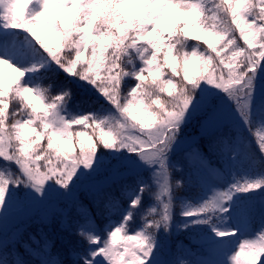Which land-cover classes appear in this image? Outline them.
<instances>
[{"label":"snow or ice","instance_id":"obj_1","mask_svg":"<svg viewBox=\"0 0 264 264\" xmlns=\"http://www.w3.org/2000/svg\"><path fill=\"white\" fill-rule=\"evenodd\" d=\"M97 2L55 0L53 10L50 0H32L29 9L20 0H0L3 28L23 29L24 33L18 43L15 34L0 35V65L16 73L12 84L0 81V159L18 169L0 172V229L6 210L17 206L14 194L22 186L33 206L56 208L55 197L71 202L79 235L86 241L76 254L77 264H157V232H167L173 218L170 156L178 146L186 145L187 183L207 188L211 194L195 204L181 205L183 227L207 228L210 235L203 233L201 238L215 253L234 235L224 224L235 198L256 195V190L264 193V172L243 183L233 180L226 188H217L214 182L223 176L209 158L215 155L227 162L244 151L245 158L252 159L239 128L233 125V114L249 130L259 121V132L264 133V103L255 102L256 81L264 68V0H221L215 7L206 6L209 0H99L121 9L118 21H106L94 12ZM141 4L162 7L151 16H124V9L139 12ZM181 18H185L182 27L178 26ZM231 25L239 30L243 45ZM38 30L54 35L56 47H49ZM197 33L209 38L204 40L207 50L187 43L185 38L196 39ZM219 41L217 48L215 42ZM57 70L92 86L113 111L107 116L66 115L72 92L66 84L56 82ZM45 80L51 82L44 86ZM149 86L158 90V97L149 98ZM163 93L175 103L169 105L161 98ZM141 112L149 116L152 130L137 134L132 130L137 124L144 127L145 120L137 118ZM197 113L202 116L201 135L207 138L209 155L201 151L196 138L180 139L183 125ZM229 130H235V135ZM13 138L19 143L18 150L12 148ZM84 138L88 148L82 143ZM77 144L79 151L73 154ZM258 144L264 152V134L259 135ZM121 151L129 156L106 160V155ZM137 161L150 170L157 188L152 193L156 206L148 208L139 230L135 228L137 213L151 185L140 176L130 186L121 181L123 173L138 167ZM106 163L113 168L112 183L119 184L127 199H118L95 183H84ZM77 187L84 188L101 215L108 212L117 219L98 227L88 207L75 197ZM55 211H46L42 219ZM67 216L61 223L71 228ZM246 223L244 214L237 230ZM121 236L123 243L118 244ZM49 247L46 240L42 264H57L46 255ZM262 255L264 245L244 240L239 251L225 252L218 264H249L246 256L251 264H264ZM179 264L188 262L180 260Z\"/></svg>","mask_w":264,"mask_h":264},{"label":"rangeland","instance_id":"obj_2","mask_svg":"<svg viewBox=\"0 0 264 264\" xmlns=\"http://www.w3.org/2000/svg\"><path fill=\"white\" fill-rule=\"evenodd\" d=\"M215 2L219 4L221 3V0H216ZM20 3L23 8L29 9L32 0H20ZM221 13H223V15L225 14L223 9H221ZM69 14L70 11L63 13V15ZM183 19L185 18H181V21L178 23H182ZM227 19L230 24V12L227 13ZM3 23V21H0V35L11 36L12 34H15L14 42L16 43L23 40V29H4ZM231 27L236 31L239 43L243 45L244 41L239 36V30L235 29V25H231ZM38 31L39 34L47 40L50 47H56L55 41L57 38L54 35H50L43 30ZM196 36V39H192L191 36L185 39L189 44H205L204 40L209 39L200 33H197ZM257 39H259V37H257ZM215 43L216 47L219 48L222 41ZM245 47L247 46L245 45ZM221 55L223 56L224 53H221ZM52 67L55 68V65H52ZM196 67H199V65ZM191 70L190 67V72ZM56 74H58L60 78L59 81L56 82H58V84H66L72 92V98L66 105V115L70 114L79 116L91 114L96 116H107L113 111L107 101L86 82L77 81L71 77H67L63 72L58 70L56 71ZM15 77L16 73L12 71L11 68L7 65H0V81L5 84H12ZM173 94H175L174 89ZM161 98L170 99L167 93L161 94ZM255 102L257 104L264 103V68H261L260 76L256 81ZM201 119L202 116L199 113L192 116L188 122L183 125L180 139L184 141L196 138L201 151L204 152L205 155H209L207 150V138L201 135ZM149 124L150 122L145 120L142 129L140 128V125L137 124L136 129L132 131H135L137 134L140 132L151 131L152 127H150ZM233 125L239 128L246 144L248 145L247 152L252 159H246L244 151L233 154L231 157L227 158V162L218 159L215 155L210 156L209 158L211 159L213 166L219 169L223 176L222 180L214 182L216 187L220 189L226 188L229 183L233 182V180H239L243 183L244 180L253 179L261 172H264V152L260 151L258 144L259 135L264 134L259 132L261 124L259 121H256L251 130H249L247 126L241 125L238 117L233 114ZM88 133L90 134L89 131ZM229 133L235 135V130H229ZM142 138L146 139V137ZM82 143L85 148L90 146L86 138L82 140ZM11 144H15L16 149L18 150L19 143L15 141L14 138L12 139ZM188 150L189 149L186 145H181L178 146L177 150L170 156V161L173 167L169 169V179L171 181V179L176 176V181L174 183L175 187L177 181H179V185L182 186H186L187 184V177L190 171L186 156ZM76 151H79V144L73 147V154ZM128 156L129 153L121 151L120 153L106 155V160L110 162L117 157L124 160ZM41 163H43V161H41ZM137 165L138 167L133 172L123 173L121 181L130 186L134 184L136 177L140 176L146 183L151 185V192L144 194L142 207L137 213L135 228L136 230H139L142 217L148 215V208L156 206V201L154 200L152 193H154L157 188L153 182L150 170L147 167L140 165L139 161H137ZM6 169L10 172L18 171L14 163L5 162L0 159V172H5ZM112 170V165L106 163L93 176L88 177L84 183H95L106 191L117 189L123 198L127 199V196L119 188V184L112 183ZM174 186L173 193L176 189ZM196 188L199 189V192L193 200H188L185 197H178L173 194V218L170 223V228L167 232L162 229L157 232L159 242L158 248L156 249L157 264H179L180 260L187 261L188 264H205V262H207V264H218L219 261L225 259V252L230 255L235 251H239V244L242 241L256 240L259 238L260 230L261 228H264V193H261L260 190H256V195L241 194L235 198V201L229 208L230 218L226 220L224 224L225 227L232 229L234 235L227 238V241L221 250L213 253L209 245L201 238L203 233H208L207 228L190 229L183 227L185 221L180 215L182 210L181 205L183 203L195 204L211 194L207 188L190 185V190L192 192H194ZM74 194L75 197L85 205V207H88L87 202L93 201L83 187H77L74 189ZM14 201L17 206L6 210L2 229H0V238L3 240V245L0 247V256H2L3 264H42L45 257L44 244L47 240V235L51 233L52 229L61 232L63 230L69 231L70 228L63 227L61 221L65 219V214H67L68 222L71 227L76 225L75 222H78L76 211L73 209L71 202L62 197L54 198L56 208L53 209L33 206L28 202L26 192L22 186L20 190L14 194ZM126 206L127 205H125V207ZM50 210L56 211L47 220L42 219L41 216L46 211ZM244 214L247 215V223L246 225L239 227L237 230V224L241 216ZM105 216L106 221L104 225L100 227L101 229L108 223H113L117 219L116 216L108 212ZM155 218L158 219L159 217ZM30 229L32 232L37 231L38 234H33ZM75 232L79 234V228L77 225ZM129 234L132 233L130 232ZM208 234L210 235V233ZM60 237V239H62V235H60ZM84 243L86 244L85 240ZM117 243H123L122 236L118 239ZM60 250H62L60 251L62 255L61 257L51 252L49 248L46 255L54 257L57 264H77L76 254L66 252L63 249ZM261 260H264V255H262ZM258 264H260L259 261Z\"/></svg>","mask_w":264,"mask_h":264},{"label":"trees","instance_id":"obj_3","mask_svg":"<svg viewBox=\"0 0 264 264\" xmlns=\"http://www.w3.org/2000/svg\"><path fill=\"white\" fill-rule=\"evenodd\" d=\"M250 2H251V0H250ZM206 6L207 7H211L210 0H209V3ZM219 14L221 16H223V13H221V10H220ZM178 26L182 27L183 25H182V23H178ZM199 45H200L201 49L207 50L206 44H201L200 43ZM200 70L203 71L202 68H200ZM49 75H51V74H49ZM54 79L56 81H59V79H60L59 75L56 74V72L54 74ZM50 82L51 81H49V80H45L44 81V86H47V84L50 83ZM88 131L90 132V134L92 133V129L91 128H88ZM42 143H43V141H42ZM175 181H176V176L173 179H171V183L173 184V186H174ZM175 188L176 189L174 190L173 194H175L178 197H185L188 200H193L194 197L197 196L198 192H199V189H197V188H196V190L194 192H192L190 190V185L188 183L186 184V186L185 185L184 186L179 185V187H175ZM110 191H112L113 194L115 196H117L118 199H121V200L124 199L123 196L119 193V190L117 191V189H114V190H110ZM87 205H88L89 211L93 215V219L97 223V226L102 227L104 225L105 221H106V218H105L106 216L105 215L107 214V212H105L104 215H101L93 201L92 202H87ZM75 223H76V225H78V222H75ZM76 225H73L69 229V231L63 230L61 232V231H58V230L56 231V229H52L51 233L49 235H47V240H48V242H50L49 249H50L51 252H53L54 254H56L59 257H61L62 255H61L60 251H62V250H60V249H63L66 252L77 254L79 252V250L82 249L85 246L84 239L78 233L75 232ZM30 231L32 232L31 229H30ZM32 233L33 234H38L37 231L32 232ZM60 235H62V239H60L61 238Z\"/></svg>","mask_w":264,"mask_h":264},{"label":"clouds","instance_id":"obj_4","mask_svg":"<svg viewBox=\"0 0 264 264\" xmlns=\"http://www.w3.org/2000/svg\"><path fill=\"white\" fill-rule=\"evenodd\" d=\"M210 2H211V6L215 7V4H216L215 0H210ZM50 3L52 4V9L56 10L55 0H50ZM137 7L139 8V12H134L132 9H124L123 10L124 16H132V15L151 16L155 11H157V9L159 7H162V6H157V5L145 6L144 4H141V5H138ZM93 11L104 16L106 21H108V20H111V21L120 20L121 9H119L116 6H113L111 3H101L98 0L97 4L93 6ZM51 14H52V12L50 11L49 15H51ZM147 93H148L149 98L159 96L158 90L154 87H151V86L148 87ZM165 101L169 105H172L175 103L174 100L165 99ZM137 118L147 120V119H149V116L146 113L141 112L137 115ZM112 123H113V125H115V121H113ZM15 147H16V145L13 144L12 148L14 149ZM261 237H264V228H261L258 239L248 240V241H254L259 245H264V240H262ZM229 259H231V257H229ZM245 260L248 261L249 264H251L249 257L246 256Z\"/></svg>","mask_w":264,"mask_h":264}]
</instances>
